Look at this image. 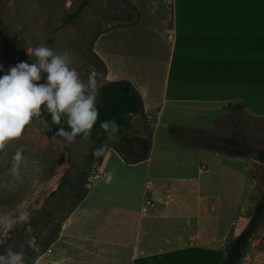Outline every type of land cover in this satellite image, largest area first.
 <instances>
[{
	"label": "crops",
	"instance_id": "obj_1",
	"mask_svg": "<svg viewBox=\"0 0 264 264\" xmlns=\"http://www.w3.org/2000/svg\"><path fill=\"white\" fill-rule=\"evenodd\" d=\"M169 2L162 70L125 78L142 99L132 121L149 127L147 159L127 164L108 147L101 178L36 264H220L247 225L264 165L181 146L169 129L264 150V0ZM107 67V82L124 79ZM238 264H264V219Z\"/></svg>",
	"mask_w": 264,
	"mask_h": 264
},
{
	"label": "rangeland",
	"instance_id": "obj_2",
	"mask_svg": "<svg viewBox=\"0 0 264 264\" xmlns=\"http://www.w3.org/2000/svg\"><path fill=\"white\" fill-rule=\"evenodd\" d=\"M83 2L87 4L80 16L66 23ZM169 6V0H0V64L7 70L19 63L13 49L18 44L31 62L35 58L27 51L37 46L68 51L70 66L81 80L87 82L89 74L96 73L99 103L100 89L108 79L107 65L115 79L124 78L120 80L154 70L152 65L159 64L158 71L162 70L170 34ZM45 77L42 74L40 83ZM134 125L122 136L109 134L102 146L95 147L91 141H61L46 124L33 119L20 138L0 147V219L11 221V225L0 224V250L11 247L24 253L25 264H36L84 198L95 173H100L96 169L103 151L122 150L123 137L149 136L143 118ZM178 130L182 137L174 139L181 146L201 147L202 142L223 146L225 135ZM262 187L260 183L243 210L247 221ZM21 212L29 214L27 222L18 219Z\"/></svg>",
	"mask_w": 264,
	"mask_h": 264
},
{
	"label": "clouds",
	"instance_id": "obj_3",
	"mask_svg": "<svg viewBox=\"0 0 264 264\" xmlns=\"http://www.w3.org/2000/svg\"><path fill=\"white\" fill-rule=\"evenodd\" d=\"M27 53L35 62L21 61L7 70L0 64V147L20 138L34 117L46 120L42 113H49L53 123L66 117L70 131L61 127L57 136L71 142L83 133L82 139H89L99 117L96 73H90L87 82L81 80L80 73L70 66L68 51L57 53L41 45ZM42 74H46L44 83H40ZM119 127L114 119L100 122L105 132L117 133ZM14 159H20L19 151ZM28 218L27 212L18 216L23 222ZM0 224L11 225V221L0 219ZM0 264H25L24 253L8 247L0 253Z\"/></svg>",
	"mask_w": 264,
	"mask_h": 264
},
{
	"label": "trees",
	"instance_id": "obj_4",
	"mask_svg": "<svg viewBox=\"0 0 264 264\" xmlns=\"http://www.w3.org/2000/svg\"><path fill=\"white\" fill-rule=\"evenodd\" d=\"M86 2H83L78 6L76 11L66 19V23H71L73 20L80 16L81 11L86 6ZM13 49L16 53L18 62L25 61L31 63V59L28 58L22 49L20 44L14 45ZM99 110V117L96 124L90 131L89 139H82L83 133L78 134L75 137L77 141H91L95 147H100L105 142L106 137L113 133L110 130L100 128V122L103 120H115L119 124V131L114 133L118 136H122L125 131L132 128L133 117L143 116V103L141 96L133 87V85L126 80H118L105 83L100 89V102L96 103ZM46 117V120L40 117H34L33 119L47 125L52 134L59 140L64 141V137L57 136L56 133L59 128L63 127L65 130L70 131L66 124V117L62 116L59 123H53L51 115L49 113H42ZM169 133L176 138L182 137L183 132L178 129H169ZM123 148L117 151L123 161L127 164H135L147 159L150 136H134L123 137ZM223 146L217 147L206 143H200L201 147L210 150L212 152H221L223 155L230 157H238L244 159H251L262 165H264V150L255 149L248 144L238 143L235 138H228L221 140ZM105 152V150L103 151ZM104 153L101 155V160ZM86 194V191L84 192ZM83 199V198H82ZM81 199V200H82ZM264 219V191L259 197V200L254 205L248 223L245 228L234 238L229 245L228 251L225 257L221 260L220 264H238L243 257L245 250L254 235L256 234L260 224ZM47 220V219H46ZM56 237L49 241L44 251L50 247L55 241ZM4 250H0L3 253ZM44 253V252H43Z\"/></svg>",
	"mask_w": 264,
	"mask_h": 264
},
{
	"label": "built area",
	"instance_id": "obj_5",
	"mask_svg": "<svg viewBox=\"0 0 264 264\" xmlns=\"http://www.w3.org/2000/svg\"><path fill=\"white\" fill-rule=\"evenodd\" d=\"M100 175H101L100 173H97V174L95 173L94 180L99 179ZM92 182H93V181H92ZM92 182H91V183H92Z\"/></svg>",
	"mask_w": 264,
	"mask_h": 264
}]
</instances>
